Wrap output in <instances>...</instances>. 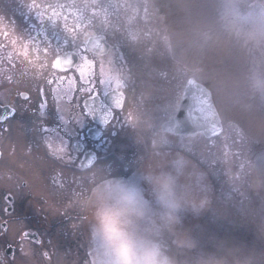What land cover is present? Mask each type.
Instances as JSON below:
<instances>
[{
	"label": "flooded vegetation",
	"instance_id": "flooded-vegetation-1",
	"mask_svg": "<svg viewBox=\"0 0 264 264\" xmlns=\"http://www.w3.org/2000/svg\"><path fill=\"white\" fill-rule=\"evenodd\" d=\"M23 1L0 0V27L9 33L0 38V264H109L93 237L94 193L106 183L134 189L136 170L120 171L119 156H135L130 145H143L142 135L166 116L173 85L176 109L193 70L173 58L168 45L166 61L177 63L179 84L188 75L184 84H171L175 76L168 66L155 70L156 63H142L137 71L135 59L152 61L154 43L135 0H120L122 8L112 12L98 10L95 26L56 25L54 0H36L40 8L30 6L32 0L24 7ZM12 37L17 45L27 44V58ZM65 52L74 62L67 57L54 67ZM223 201L225 208L231 205L230 198ZM138 207L143 216L130 217L127 239L157 249L167 262V233L150 226L164 219L147 216L140 202Z\"/></svg>",
	"mask_w": 264,
	"mask_h": 264
},
{
	"label": "rangeland",
	"instance_id": "rangeland-1",
	"mask_svg": "<svg viewBox=\"0 0 264 264\" xmlns=\"http://www.w3.org/2000/svg\"><path fill=\"white\" fill-rule=\"evenodd\" d=\"M136 2L140 23L150 27L154 43L152 61L135 59L137 71L138 65L153 62L155 70L168 66L175 76L177 63L166 61L170 46L172 57L191 68L194 79L210 91L223 129L211 140L159 132L175 110V76L172 107L142 135L143 145H130L128 152L135 156H119V170H136L138 201L147 216L164 219L161 226H150L166 231L173 249L166 255L169 264H264V0ZM67 12V20L56 25H98L97 15ZM136 40L142 39L136 35ZM187 77L181 75L178 86ZM223 197L231 200L226 208Z\"/></svg>",
	"mask_w": 264,
	"mask_h": 264
},
{
	"label": "clouds",
	"instance_id": "clouds-1",
	"mask_svg": "<svg viewBox=\"0 0 264 264\" xmlns=\"http://www.w3.org/2000/svg\"><path fill=\"white\" fill-rule=\"evenodd\" d=\"M30 6L40 8L41 5L32 0ZM38 15H43V11ZM9 33L0 27V38H7ZM19 54L28 56L26 43L17 45V38L12 37L11 41ZM35 52V50H33ZM46 52V50H45ZM58 61H54L56 67ZM166 188L167 185H164ZM97 208L95 211L96 226L93 231L94 240L106 251L109 257V264H166L165 259L160 257L157 249L147 247L143 244L133 246L129 240V232L126 231L133 221L131 216L142 217L143 212L139 209L137 193L119 184H105L95 191ZM174 206V205H170ZM7 231L6 226L3 228ZM26 235V234H25ZM11 248V246H8Z\"/></svg>",
	"mask_w": 264,
	"mask_h": 264
},
{
	"label": "water",
	"instance_id": "water-1",
	"mask_svg": "<svg viewBox=\"0 0 264 264\" xmlns=\"http://www.w3.org/2000/svg\"><path fill=\"white\" fill-rule=\"evenodd\" d=\"M162 130L185 135L202 132L208 138L218 135L221 131L220 121L209 92L193 81L189 82L178 114L164 124Z\"/></svg>",
	"mask_w": 264,
	"mask_h": 264
},
{
	"label": "trees",
	"instance_id": "trees-1",
	"mask_svg": "<svg viewBox=\"0 0 264 264\" xmlns=\"http://www.w3.org/2000/svg\"><path fill=\"white\" fill-rule=\"evenodd\" d=\"M102 3L100 4V0H54V8H55V15L56 17H62L65 14V10H76L80 11V13H75V14H71L72 16L75 15L76 17H83L85 16H94V15H99L97 13H83V10L86 9H104V10H110L111 12L114 11V9L118 8H122L120 3V0H101ZM95 3L99 4V5H95ZM108 16H111V14L109 13V11L105 14ZM67 16H70V14L67 13ZM102 16V14H101ZM77 23H79V21H77ZM82 24V23H81ZM95 24V23H94Z\"/></svg>",
	"mask_w": 264,
	"mask_h": 264
},
{
	"label": "snow or ice",
	"instance_id": "snow-or-ice-1",
	"mask_svg": "<svg viewBox=\"0 0 264 264\" xmlns=\"http://www.w3.org/2000/svg\"><path fill=\"white\" fill-rule=\"evenodd\" d=\"M66 56L68 57L67 63L72 64L74 62V60H75V57L72 55L71 52L66 53ZM39 95L43 99V97L45 96V93H44L43 89L39 90ZM19 98L22 99L25 102H27L30 99V97L25 96V95H21ZM59 99L60 98L58 97L57 98V104H59ZM72 99H73V97L69 95L68 96V100L71 101ZM38 107H39V109L42 110V112H45L46 113V111H47V104H46V102H41L38 105ZM12 112H15V111L12 110ZM4 211H7V209H5ZM25 234L27 235V233H25Z\"/></svg>",
	"mask_w": 264,
	"mask_h": 264
}]
</instances>
